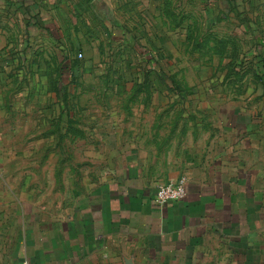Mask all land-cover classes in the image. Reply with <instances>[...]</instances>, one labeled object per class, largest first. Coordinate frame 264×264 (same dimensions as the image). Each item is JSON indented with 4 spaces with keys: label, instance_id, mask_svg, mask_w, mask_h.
<instances>
[{
    "label": "rangeland",
    "instance_id": "rangeland-1",
    "mask_svg": "<svg viewBox=\"0 0 264 264\" xmlns=\"http://www.w3.org/2000/svg\"><path fill=\"white\" fill-rule=\"evenodd\" d=\"M233 2L168 0L153 14L155 2L114 1L103 18L62 2L38 31L0 35V249L13 245L11 264L93 259L102 223L124 202H154L155 179L186 150L220 181L203 223L167 246L142 237L146 256L123 264H264V13L252 26L250 6ZM227 163L237 173H221ZM135 175L140 187L123 185Z\"/></svg>",
    "mask_w": 264,
    "mask_h": 264
},
{
    "label": "crops",
    "instance_id": "crops-1",
    "mask_svg": "<svg viewBox=\"0 0 264 264\" xmlns=\"http://www.w3.org/2000/svg\"><path fill=\"white\" fill-rule=\"evenodd\" d=\"M122 1L128 3L131 0H0V35L4 39V35H11L15 26H20L24 32L28 31V28L32 25V30H39L42 28V20L46 17H58L61 11L62 2H76L83 3L89 2L90 7L95 16L103 18L110 17L114 14L113 2ZM137 1V0H136ZM141 1V0H138ZM155 2L150 5L148 10L150 12H156L158 10L157 4L162 6V2L166 3L168 0H146ZM232 12L236 9L250 6L251 9H247L249 12L248 16H253L255 25L252 22V26H260L259 19L262 17V13L259 10L264 4V0H233ZM245 3H244V2ZM139 6V5H138ZM166 7V5H164ZM130 10H133L131 7ZM140 9V7H138ZM161 11V8L159 7ZM125 12L127 10H124ZM51 12V13H49ZM243 13V12H242ZM244 14V13H243ZM248 14V13H247ZM166 16V14H164ZM245 32L246 28L250 29L252 26L244 19L245 15L238 14ZM246 17V16H245ZM1 39V41H2ZM6 39V38H5ZM151 110H157L152 108ZM170 110V109H166ZM155 113V112H154ZM165 113H169L166 111ZM190 156H193L192 152L186 150L184 155L179 161L180 168L174 173H163L159 181V186L168 182H175L180 178L184 177L187 180L188 196L187 198L174 205L167 207H159L154 202H124L120 204L121 213L118 214L116 220L114 218H108L107 224L102 223V228L95 235L98 238L99 246L94 251L93 259L88 262H79L78 264H123V260L130 258H141L146 255H142L143 251L140 250L139 242L142 237H147L145 240L156 239L158 235L164 236V246L171 245L172 240H175L178 235V239H184V235L190 234L195 228L198 227L199 223L204 220V208L205 203H202L204 197L211 193L214 197L215 194H219L220 181L217 176L215 177V168L211 167L207 169L202 165L201 161L190 160ZM168 166L173 171L174 161L170 158ZM172 162V165H171ZM234 164L227 163L222 169L221 173H237L234 170ZM219 170V169H218ZM209 173V174H208ZM214 173V174H213ZM208 174V175H207ZM146 177L153 179L146 174ZM143 176H133L131 179H126L123 185L128 184L131 187H140L143 183ZM158 186V187H159ZM157 187V189H158ZM156 189V192H157ZM155 192V193H156ZM203 223V222H202ZM89 236V233L85 235ZM92 236V235H91ZM177 239V240H178ZM13 242V241H12ZM166 245V246H167ZM11 251L0 249V264H2V257L4 258L3 264H11V253L14 255L13 245L9 246ZM13 248V249H12ZM20 258H25L27 247L23 245V240L20 242ZM148 251V250H146ZM154 251V249H153ZM172 248L163 251L164 256H171ZM97 252V253H96ZM149 254L150 252H146ZM4 254V256H2ZM10 254V255H7ZM107 259H104L106 258ZM15 261V260H14ZM12 264H21L20 262H12Z\"/></svg>",
    "mask_w": 264,
    "mask_h": 264
},
{
    "label": "built area",
    "instance_id": "built-area-1",
    "mask_svg": "<svg viewBox=\"0 0 264 264\" xmlns=\"http://www.w3.org/2000/svg\"><path fill=\"white\" fill-rule=\"evenodd\" d=\"M187 196V180L182 177L175 182L160 185L155 193V203L163 208L171 203L182 202Z\"/></svg>",
    "mask_w": 264,
    "mask_h": 264
}]
</instances>
